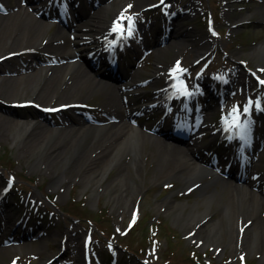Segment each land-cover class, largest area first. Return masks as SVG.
Instances as JSON below:
<instances>
[{
    "label": "rangeland",
    "instance_id": "374dc122",
    "mask_svg": "<svg viewBox=\"0 0 264 264\" xmlns=\"http://www.w3.org/2000/svg\"><path fill=\"white\" fill-rule=\"evenodd\" d=\"M25 1L0 0V3L13 10L18 6L27 7ZM110 1L112 0H78L77 15L84 20L87 12H97L105 8ZM156 1L130 0L121 11L123 17L133 20L134 27L129 38L132 47L127 46V51L130 53L122 59L119 70L123 74H133L139 70L141 80L138 95L129 89L128 97L131 100L137 104L146 103L151 97V90L165 84V73L173 74L176 69L181 68L183 70L181 76L187 77L191 86L193 82L197 84V93L201 91L207 95L202 81L208 82L209 87L212 81L228 82V86L224 88L221 85L222 90L211 89V92L218 97L209 98L207 96L209 101L212 100L210 104L209 101L206 104L202 95H197L201 106L212 105L215 109V111L211 110L208 121L210 123L213 121L218 127H220V120L228 112L227 110L222 114L217 111L216 102L221 100L222 92L228 93L224 103L225 109L234 107L237 103L244 107L250 98L255 104L258 99L261 107L264 108V86L254 78V74H258L264 79V57L258 54L251 55L254 48L264 43V0H164L155 8L144 9L145 6ZM50 12L54 18H58V21L43 18L44 27L41 31L46 34L45 36L54 32L59 25L66 27L61 23L59 14L53 10ZM210 12L214 17L213 27L218 35L213 34L209 29L210 24L207 20ZM112 14L113 9H109L105 17L109 19ZM70 19V23L77 22L73 14ZM141 23H144V31L139 29ZM171 26L173 27L172 35L174 34L176 38L169 36L164 45L166 49L162 51L165 47L157 42H159V37L166 35V30ZM65 29L68 30L67 27ZM142 31L145 33L144 38L140 45H137L135 39L142 35ZM8 35V29L0 31V184L6 181L13 196L19 195V198L38 206V210L31 208L30 218H28L29 212L24 210L25 213L22 214L24 205L20 201L17 199L15 202L1 200L10 209L5 212L9 216L13 215V217L10 216L11 223L19 217L26 218L28 221L25 227H20L14 232L16 237H24L23 242L0 245V264H44L52 257L54 259L48 264H83L82 238L86 233H92L91 248L94 264H108L109 252L114 254L118 264H204L209 260L212 264H264V254L263 256L257 255L255 250H247L238 246L234 251L230 245L216 246L215 243L200 242L196 233V231L199 232L200 222L195 224L194 220L183 225L182 219H174L173 212L165 213V206L158 207L160 201L167 196L192 205L201 200L202 195L205 194L196 188L186 190L181 177L176 175L154 178L166 171V168L176 164L180 152L172 148L174 145L170 146L167 143L185 148V144L180 141H174L158 134L154 141L151 140V145L146 146L147 156L137 158L127 153L120 160L126 168L118 169L119 167L115 166L109 169L103 185L100 186V191L118 172L124 173L128 182L133 181L140 188V193L134 203L130 200L126 206L123 203L118 206L113 205L111 193L121 191L117 185L110 188L108 192L96 196V191L100 192L99 188L95 189L96 185L84 187L78 180L79 176H76L74 181L58 182L54 187L51 183L53 176L49 169L43 166L29 167L35 160V155L26 151L27 147L23 145L20 138L12 139L9 133L12 121L18 120L19 117L32 125L39 123L49 125L50 121L34 107L23 108L19 107L18 103L24 99L32 101L34 98H39L41 104L55 105L77 98L78 105L52 114L49 119L55 123H61V118L68 117V115L84 118L81 113H86L89 117L107 120V113L100 106L106 88L100 91H80L79 97L61 89L53 94L49 92L41 97L34 96L33 89L23 88L19 85L21 80L16 78L19 76L25 78L30 73V70L26 72L22 69L26 67L29 59L36 63L37 69L35 70L41 71L42 76L47 75L53 64L46 66L45 62L50 61L51 56L49 55L52 52L47 48L48 46L44 45L46 39L35 47L21 48L17 46L18 41L14 46L9 45ZM171 39L177 40L173 42L170 41ZM203 51H206V54H202ZM176 52H178V57H176ZM85 63L84 61V65ZM90 66L87 68L92 71V65ZM8 69L15 70V72L7 71ZM223 71L228 73L224 75ZM101 72L105 75L101 76ZM236 72L241 75L240 81L234 80ZM97 73L101 77L104 76L103 78L111 84H117L114 79L110 78L109 70L101 68L97 70ZM153 75L157 76V86L149 81ZM10 77L16 80L9 81ZM197 77L201 78L197 80L198 83L194 81ZM233 81L236 83L232 85ZM5 88H7L6 91ZM118 109L125 113L121 104ZM140 110L138 111L139 116L134 117L139 124L146 122L149 127L158 121L159 109L143 108L144 111L141 114ZM255 110L253 108V115H255ZM257 116L261 121L264 120L263 115ZM9 119L11 120L8 122ZM263 122L256 124L257 133L260 136H263ZM245 123L250 125V120L248 121L247 118ZM55 127L60 130L61 126ZM160 137L164 139L162 141L165 144L157 145ZM203 140L208 141V137L205 136ZM93 147L92 144L84 147L80 156L89 154ZM231 149L232 147L228 150L226 157L230 155ZM157 152L168 161H163L166 165L163 168L160 166L156 169V165L154 166L152 156L155 158ZM226 160L222 159L220 167L226 165ZM255 164L257 165V176L259 178L264 176V153L260 156V160L255 161ZM138 165L143 170L142 179L135 173ZM234 172L236 174L237 171L234 170ZM210 178H214V175H209L207 179ZM17 187L22 190H17ZM229 187L230 185H222L220 182L209 187L210 190L218 191L216 200L210 204L211 213L208 216L210 221L222 216V204L225 198L221 196ZM19 202L21 205L17 207L15 203L19 205ZM51 203L55 205V210L49 207ZM135 204L139 205V212L134 215L132 209ZM216 204L220 206L217 207ZM189 209V206L185 208V214L189 212ZM43 210L49 212L48 217L44 216L47 212L44 213ZM257 214L264 218V203L258 208ZM133 216L136 218L135 224L129 226V221ZM127 229L129 231L126 232ZM2 234L3 237H7L8 231ZM64 234L67 236L66 240H64ZM106 239L115 243H105ZM77 245L79 250L75 252L74 246ZM3 249L7 250L4 252Z\"/></svg>",
    "mask_w": 264,
    "mask_h": 264
},
{
    "label": "bare ground",
    "instance_id": "6f19581e",
    "mask_svg": "<svg viewBox=\"0 0 264 264\" xmlns=\"http://www.w3.org/2000/svg\"><path fill=\"white\" fill-rule=\"evenodd\" d=\"M129 1L112 0L105 8L97 12H87L86 19L79 26H75L73 23L68 24L66 27L69 30L67 31L59 25L48 36H45L46 34L41 31L42 27H44V20L42 18L43 11L39 6L33 4L28 6L29 8L18 6L13 10H6L4 11L5 13H0V31L9 30V35L7 36V41H10L9 45L14 46L15 42L18 41L17 46L19 45L21 48L35 47L43 39H46L44 45L48 46L47 48L52 52V60L57 62L49 68L48 74L44 76H42L41 71L35 70L36 64L30 63L27 69H31L32 72L25 78L21 76L16 78L21 80L19 85L23 88H32L34 96L41 97L49 92L53 94L58 89H61L79 97L80 91H100L106 88L103 99L100 101V106L104 110L110 111V118L114 119H110V124H101L94 119L86 122L77 115H69L64 119V127L61 130L49 127L43 123L32 125L23 121L22 117L12 121V128L9 131L12 139L20 138L23 145L27 147L26 151L35 155V160L29 167L43 166L49 169L53 176L51 183L54 184V187L58 182L74 181L77 178L76 176H79L78 180L84 187L96 185L95 189L99 188L100 191V186L103 185L106 179L105 176L110 168L115 166H118V169L126 168V165H123L120 160L127 153H131L137 158H143L144 155L147 156L146 146L151 145V140L154 141L157 136L145 124H136L130 122L129 119L126 120L125 118L128 114L126 113L125 116L118 109L121 103L129 111L130 108L133 110L141 106L132 100L121 102L122 96L127 93L128 88H134L136 93H139V71L136 70L135 73L128 74L117 84H111L101 77L97 71L89 70L88 66L86 64L85 66L80 59L81 54L88 50L81 46L80 43L87 39L91 33L98 32L99 36L112 39V18L111 20H109L110 18L107 19L105 14L109 9H113L115 18L116 15L121 13L122 7ZM70 6H66V8L74 13L76 17L78 5L70 4ZM1 8L5 9L4 7ZM32 9L34 10L33 13L30 12ZM76 19L78 18L76 17ZM70 38L71 40H69ZM118 43H120L119 40ZM165 49L166 47L162 51ZM256 54L264 57V43L252 50L251 55ZM178 56V52H176V57ZM66 58H68L67 61ZM102 66V63H99L98 68ZM7 71L15 72V70L11 69ZM237 74L235 81L241 77L239 73ZM120 75L125 76V74ZM16 79H11L10 77L9 81ZM155 80L156 77L152 83ZM6 90L7 88H5ZM157 92V94L153 95L150 103L146 105L149 108L154 106L161 96H167L166 91ZM33 100L39 102V98H34ZM76 101H78L77 98L68 99L62 104L71 103L73 105ZM191 119H194V117ZM201 119L203 120L201 122L202 127L210 129L211 126L207 123L206 118L202 116ZM165 126L167 127V125ZM225 126L223 128L226 129L227 126ZM162 140L164 139L160 137L157 145L165 144ZM90 144L94 146L92 151L86 156H80L82 149ZM167 144L170 146L174 145L172 148L179 150V159L176 160L174 166L166 168V171L161 172L156 177L154 176V178L176 175L181 177L185 188L190 184H199L198 189L204 191L205 194L202 195L201 200L196 201L192 205L187 202L176 201L171 196H167L160 201L158 207L165 206V213L173 212L174 219H182L183 225L189 224L194 220L195 224L200 222V225H198L199 232L196 231V233L202 243H215L216 246L230 245L234 251L240 246V248L247 250H255L257 255L263 256L264 218H261L257 212L258 208L264 203V176L258 179H252L251 176H247L243 180L227 178L224 176V170L220 166H205L202 159L208 160L209 158L200 152V148L212 149L213 146L211 144L204 143L205 146H203L196 140L187 142L185 148L176 144ZM158 152L155 158L152 156L156 169L160 166H162L161 168L166 166L163 164L166 158H163ZM196 152L201 159L195 156L194 153ZM77 157L80 158L77 159ZM239 159L240 157L236 153H231L228 162L234 170L238 166H251V169L246 167V170H250L248 174L249 172H254L255 164L252 163L251 165L250 161L247 163L239 162ZM139 165L136 167L135 173L142 179L141 173L143 170ZM71 173L73 174L70 175ZM210 174H213L214 178L207 179ZM218 182L222 185L228 184L230 187L221 196L225 198L222 204V216L219 219L210 221V217H208L211 213L210 204L216 200L218 191L216 189L210 190L209 187ZM114 185H117L119 190L121 189V191H115L110 195L113 198V205L116 206L122 203L126 206L130 200H133L134 203L140 193V188L133 181L128 182L126 175L118 172L104 185L99 193L96 191V196L108 192ZM127 190L129 191L127 192ZM187 206L190 209L185 214L184 210ZM216 206L219 207L220 204H216ZM19 226H15L14 230H17ZM74 247L75 252H78V245ZM6 250L3 249L4 252Z\"/></svg>",
    "mask_w": 264,
    "mask_h": 264
},
{
    "label": "snow or ice",
    "instance_id": "6c2138e0",
    "mask_svg": "<svg viewBox=\"0 0 264 264\" xmlns=\"http://www.w3.org/2000/svg\"><path fill=\"white\" fill-rule=\"evenodd\" d=\"M0 10H3V9L0 8ZM260 83L264 84V81H260ZM245 111H247V108L245 109Z\"/></svg>",
    "mask_w": 264,
    "mask_h": 264
}]
</instances>
